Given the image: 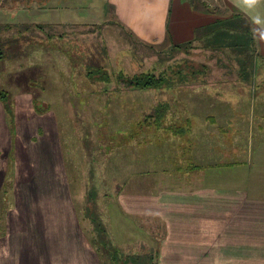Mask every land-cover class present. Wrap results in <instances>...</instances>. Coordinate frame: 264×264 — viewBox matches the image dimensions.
Listing matches in <instances>:
<instances>
[{
  "label": "rangeland",
  "instance_id": "374dc122",
  "mask_svg": "<svg viewBox=\"0 0 264 264\" xmlns=\"http://www.w3.org/2000/svg\"><path fill=\"white\" fill-rule=\"evenodd\" d=\"M215 1L219 5L213 8L225 6ZM60 3L64 7L58 10L53 0L45 5L0 0V49L6 54L0 86L8 90L0 102L5 110L1 122L12 135L1 199L19 198L24 185L50 184L56 166L64 173L57 182L69 185L78 202L97 204L105 194L107 200L115 199V185L144 194L171 190L166 187L188 184L185 179L193 177L168 175L166 164L183 166L195 154L199 161V152L198 166L205 174L212 168L208 163L231 162L214 166L209 176L214 186L243 182L264 197V139L258 130L263 93L249 153L246 123L250 99L264 89L262 57L240 64L245 54L233 49L216 53L206 39L193 42L187 52L140 45L111 14L102 15L103 0ZM227 15L222 12L220 18ZM102 65L109 81L88 76ZM120 71L126 78L145 72L166 75L169 81L158 89L131 88L119 79ZM217 91L224 95L215 97ZM128 233L131 238L137 231L128 228ZM114 244L108 241L107 252L116 251V262L133 264V255L124 253L132 250ZM140 258L141 264L156 259Z\"/></svg>",
  "mask_w": 264,
  "mask_h": 264
},
{
  "label": "crops",
  "instance_id": "0c3cea01",
  "mask_svg": "<svg viewBox=\"0 0 264 264\" xmlns=\"http://www.w3.org/2000/svg\"><path fill=\"white\" fill-rule=\"evenodd\" d=\"M53 1L58 10L64 7L60 0ZM221 2L225 6L216 9L215 0H103L102 15L111 14L137 44L173 48L194 40L197 30L219 19L222 12L230 16L241 13L250 22L256 44L254 60L262 57L264 74V0ZM74 13H78L76 9ZM257 93L246 109L248 153L251 131L257 128L255 108L257 111L264 89ZM218 95L224 93L215 92ZM262 104L263 110L258 105L260 139H264V98ZM4 113L0 104L1 192L4 156L12 142L10 131L2 124ZM192 156L193 162L183 166L170 162L164 168L168 175L193 177L185 179L188 184L146 194L115 185V199L107 200L105 194V200L100 198L97 204L73 200L70 186L57 182L64 173L56 166L50 172V184L29 189L24 185L18 189L19 198H0V264H118L116 251L107 252L111 239L115 247L132 250L124 253L133 255V264H141V256L148 260L155 256L152 264H264V197L243 182L227 188L214 186L213 175L209 177L216 171L214 166L231 162L208 163L212 168L205 174L203 165L198 166L200 152L199 161L196 154ZM137 218L141 221H135ZM128 228L137 231L131 238Z\"/></svg>",
  "mask_w": 264,
  "mask_h": 264
},
{
  "label": "trees",
  "instance_id": "16d2710c",
  "mask_svg": "<svg viewBox=\"0 0 264 264\" xmlns=\"http://www.w3.org/2000/svg\"><path fill=\"white\" fill-rule=\"evenodd\" d=\"M19 1V0H18ZM25 4H35V2H41L45 5V2H49L50 0H37L31 3V0H20ZM27 7V6H26ZM30 8V6H28ZM24 8V5L21 6ZM10 26H8L9 28ZM207 40V44H212L214 46V51L219 53L222 50H230L233 49L240 54H245V59L240 61L246 62L247 60H251L254 62V57L256 55V44L253 31L250 27V22L241 14L235 13L230 17L219 18L213 21L208 26H205L201 29L197 30L196 38L192 41L174 45L173 51H183L187 52L190 47H192L193 42L195 40ZM2 45H0V48ZM6 54L0 49V62H4ZM103 68H98L96 70H92L88 72V76L94 78V80H105L109 81L110 77L105 70V66L102 65ZM240 74L243 73L242 65L240 66ZM91 73V74H90ZM125 74L120 71L118 74L119 79L123 81L127 86L136 89H158L163 87L164 84H167L169 79L166 75L157 76L155 73H145L141 72L139 74L134 75L132 78L124 77ZM8 90H6L3 86H0V102H4L8 98ZM110 104V103H106ZM162 108V107H161ZM160 116V115H159ZM163 113L159 120V123L162 121ZM149 119V117H148ZM146 121V120H145Z\"/></svg>",
  "mask_w": 264,
  "mask_h": 264
}]
</instances>
